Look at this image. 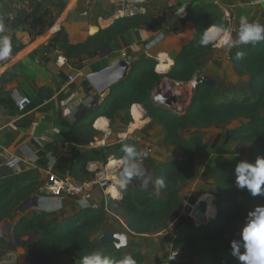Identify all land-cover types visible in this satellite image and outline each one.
Wrapping results in <instances>:
<instances>
[{
    "label": "trees",
    "instance_id": "16d2710c",
    "mask_svg": "<svg viewBox=\"0 0 264 264\" xmlns=\"http://www.w3.org/2000/svg\"><path fill=\"white\" fill-rule=\"evenodd\" d=\"M63 5L62 2L56 4L52 0H28V8L20 11L19 23L28 32L30 38L34 39L52 27ZM190 16L194 18L192 38L181 44L174 41L166 45V34L164 40L148 51L149 56L142 55L133 60L125 78L109 89L96 108L85 113V118L89 120L87 127H90L91 123L100 116L112 122L117 111L123 112L121 122L126 125L131 121L130 107L133 104H140L145 109L147 117L162 127L164 145L175 146L181 150V157L178 160L163 164H156L151 157H142L152 169L153 182L157 178L164 180V187L161 189L165 193L163 198L152 196L143 186V180L134 178L123 190L120 199H109L110 203L116 204L121 209L127 228L136 233L151 232L165 226L178 208L176 188L193 179L197 174L194 163L196 144L179 133L182 127L190 125L198 129L218 128L237 121L238 125L231 128L227 139L247 146L250 163H254L257 157H264V118L260 115L264 106V41L243 48H233L229 52V60L249 74L248 86L245 89L217 94L208 84L197 81L190 103L181 115L151 102L152 90L161 78L168 77L182 83H188L194 78L198 66L193 62L192 57L211 49V44H201L202 36L209 26L221 25L225 29L228 27V21L213 4L194 7ZM163 27L162 21L157 18L145 13H136L115 19L108 27L100 29L85 42L76 45L70 44L66 34L61 30L50 45H58L67 53L84 51L91 57L107 47L111 40L121 33L136 28H147L157 32ZM91 45L95 48L94 51L89 50ZM159 51L166 52L173 61L170 69L163 73L155 70L157 62L153 56ZM237 51L244 53L240 60L235 58ZM0 101L3 102V98ZM77 124L81 128L76 129L79 136L91 137L92 132L88 133L81 123ZM74 129L72 130L75 131ZM125 144L134 145L139 151L136 142L128 138L112 146L113 148L111 146L86 150L73 148L69 172L74 178L82 179L76 170L82 171L81 168L89 160L105 164L107 156L111 154L117 159H123L125 153L122 148ZM235 166L236 164L233 163H221L212 168L216 200L209 201L210 223L206 226L193 227L190 231L175 237L172 249L179 250L180 254L177 260L169 264H187L190 258H195L199 264H240L231 254V247L225 244V235L234 231L240 232L246 223L248 212L258 205H264V196L253 197L246 189L237 187ZM38 186V182L30 181L28 184L19 182L10 188H5L0 199V219L11 215L20 203L36 193ZM105 208L106 205L102 202L99 208L84 209L59 224H53L40 213L23 215L13 225L11 236L19 239L24 235L32 234L36 239L31 238L32 241H25L22 246L33 243L42 255L50 258L69 256L76 264H81L82 258L92 253H100L102 256L119 260L122 259V254L118 250L91 249L90 237L104 221ZM3 238L0 237V256L5 253V249H1H11L10 242L5 246ZM131 256L136 260V264H142L139 254Z\"/></svg>",
    "mask_w": 264,
    "mask_h": 264
},
{
    "label": "crops",
    "instance_id": "0c3cea01",
    "mask_svg": "<svg viewBox=\"0 0 264 264\" xmlns=\"http://www.w3.org/2000/svg\"><path fill=\"white\" fill-rule=\"evenodd\" d=\"M117 1L109 0L108 2L114 6ZM129 1L130 4L125 6L130 11L145 13L160 21L163 19L160 14L150 8V6L154 7L151 4L149 5L152 0H145L144 3L137 4V6L140 5L138 7L139 11H134V6H132L134 1ZM98 2L99 0H64V9L59 13L52 27L44 34L31 39L28 32L19 23L20 11L28 8V0L0 1V24L3 25V31L0 32V36H8L11 41L10 54L7 58L0 59V100L3 98V102L0 101V199L5 192V188H10L14 184L19 182L28 184L30 181L39 183L36 193L18 206V210L21 211L18 213L28 211V215L18 214L17 219L11 223V229L23 215L29 216L34 213H40L53 224H59L84 209H97L102 202L108 207L110 198L120 199L122 197L124 189H121L119 185L116 186L119 193L116 197L109 193V187L113 183V180L110 179V186L105 191L101 190L100 192L97 187H94L92 195L88 199V207H81L77 203L81 199L80 197L52 198L43 189L44 184H46L47 172L50 171L57 176L68 175L73 177L69 172L73 148L80 150L103 149L115 146L128 138L136 142L139 151L146 153L145 156L151 157L156 164L176 161L181 157V150L175 146H166L165 149L159 147V145L164 147V131L161 126L147 117L145 109L140 104H133L130 107L131 121L126 125L121 122L123 112L117 111L112 122L106 117H98L106 119L104 126L101 123H96L98 118L91 123L90 127L86 126L89 125V120L85 118V113L90 109L96 108L102 98L108 93L107 90L102 95H98L93 89L89 90L90 83L86 78L87 75L107 67L117 58L130 56L134 60L132 56L136 54H149L148 51L151 48L156 46L161 40H164V35H162L163 32L161 31L152 32L147 28H136L115 36L107 47L100 52L97 51L91 57L84 51L67 53L65 52L66 50H63L64 53L58 45H50L51 41L61 30L66 34L70 44L83 43L88 37L96 34L100 29L108 27L115 19L120 17L119 15H114L116 11L103 15L100 8L101 4ZM171 2L174 5L179 2L178 8L174 11L178 10L179 18H185L188 24L191 22L189 20L191 17L190 12L194 7L197 6L198 8L206 4H213L223 14V18L228 21L226 30L230 32L233 38L237 35L241 17H247L249 22H258L264 25V0L252 2L245 0H170L166 4L171 6ZM98 6L101 14L96 12ZM169 14L166 12L165 16L169 17ZM126 15H130V13L123 14V16ZM173 20L175 19L173 18ZM172 22L174 23V21ZM165 29L169 30V25H166ZM204 35L205 32L202 38ZM192 37L193 35L186 39ZM175 42L181 43L180 41ZM165 43L166 45L170 44L167 41ZM245 46L247 45L239 48ZM232 49L223 46L220 43V38H217L215 46L213 45L211 49L192 57L193 62L198 66L195 76L200 72L204 79L207 78V83L205 84L211 86L217 94H227L244 88L243 84L237 85L235 83V85L229 87L218 82L220 80L218 76L221 75V72L217 70L230 63L238 75V69L240 74L243 73L242 76L248 75L239 65L229 60V52ZM89 50L94 51L95 48L91 45ZM161 53L169 56L166 52H157L153 57H156L158 62L159 54ZM60 58H63L62 62ZM170 67L165 71L169 70ZM155 70L159 71L156 67ZM211 73L216 74V76L211 77ZM223 73L224 78H226V72ZM69 77H72L73 81L70 82L68 80ZM171 84L170 81L168 83L158 81L154 86L156 87L155 91L163 96L173 97L175 100L170 106L173 105L176 111L171 112L181 115L186 111L187 104L181 103V90L179 91L178 88H174ZM187 88L188 86L185 89ZM220 89L221 91H218ZM13 90H16L20 95L27 96L31 101L23 111H19L15 106L14 98L11 95ZM154 92L152 91V94ZM152 94L150 100L156 104ZM96 95L98 100L91 107L90 104ZM134 105L142 108L139 119L133 117L132 109ZM136 121L140 123L139 126L134 131L129 132V127ZM78 122L86 127L88 133L92 132L91 137L79 136L78 132H76V129H81L77 124ZM184 127L194 128L190 125ZM182 128L179 129L181 135ZM91 139H93V142H86V140ZM13 158H17V160L14 165H11L10 161ZM111 158H114V155L107 156L106 163ZM105 164L100 161L89 160L81 168L82 171L76 170L78 175L82 176V179L78 180L95 182L97 176L99 178H107L106 175L110 177L107 167H104ZM118 164V167L121 166ZM209 171L210 178H212L211 170ZM101 173H103L102 176ZM211 184L212 189L206 195L214 201L216 200V190L213 178L211 179ZM147 189H150V185ZM153 192L154 183L150 190V193ZM35 196L36 200L33 201ZM42 196L59 200L61 206L52 212L41 210L40 197ZM154 196L157 198L164 197L161 193L159 196ZM27 201L31 202L25 204ZM205 201H209V199ZM23 205H25L24 208H22ZM113 220H115L114 217L108 212L100 228L95 232V234H98L97 238L93 239L94 235L90 237L91 249L119 250L122 258L126 255L139 254L142 264H156L155 262L151 263L149 258L144 255V251L146 249L149 251L150 247L147 248L145 244L143 247L140 246L136 237L130 235L131 232L129 230L124 229L122 224L114 223ZM1 221L0 219V228L2 227ZM6 224L9 225V223ZM29 236L32 237L33 235L30 234ZM120 236L125 237L126 244L117 247L120 243ZM144 248L145 250L143 251ZM155 257L160 256L156 254ZM3 258H0V264H19L20 262L19 257L13 256V258L8 260ZM165 262L166 259L163 263ZM187 264H199V262L195 258H190Z\"/></svg>",
    "mask_w": 264,
    "mask_h": 264
},
{
    "label": "rangeland",
    "instance_id": "374dc122",
    "mask_svg": "<svg viewBox=\"0 0 264 264\" xmlns=\"http://www.w3.org/2000/svg\"><path fill=\"white\" fill-rule=\"evenodd\" d=\"M52 1H55L56 4H59L61 2L64 4V0H52ZM108 1L109 0H99V2H98L101 4L100 8H101V12L103 13V15H105L108 12L112 13L113 11H116V13L114 15H117V16L119 15L120 17H122L123 15H120L122 12H123L122 14H126L127 12L130 11V9H128L127 6H125L126 4H130L129 0H126L124 2H123V0H118L114 6H113V4H110ZM128 1H129V3H128ZM133 1H134V3L132 6L136 7L137 4H139V3L142 4V3H144L145 0H133ZM168 1H170V0H158V1L152 0V1H150L149 5L150 4L153 5L154 7L150 6L152 11L157 12L158 14H160L161 18H163L161 21H162L164 27L160 31L163 32L162 35H164V37L167 34V37H166L167 43H172V41H180L181 43L186 42V40H187L186 38L193 35V33H194L193 32L194 31L193 30L194 29V24H193L194 18L190 17L189 20H191V22L188 24L186 22L185 18H183V19L179 18V15L177 14L178 10L174 11L176 8H178L179 2L176 5H174L171 2L172 3L171 6H168L166 4ZM137 7H140V5H138ZM63 9H64V5L62 7V10ZM96 12L99 13V6H98V9H96ZM166 12L170 13L169 17L165 16ZM99 14H101V13H99ZM56 18H57V16L55 17V20H56ZM173 18L175 20H173ZM172 21H174V23ZM166 25H169V27H170L169 30L165 29ZM215 43H216V39L212 40V42L209 43V44H211V48L213 45L215 46ZM63 50L64 49H62V52L65 51V50L64 51ZM142 55L149 56V54H136L132 57L135 60L137 57H140ZM168 58H170V57L168 56ZM153 59L156 62H158L156 57H154ZM156 65H155V67H156ZM217 71L221 72L220 73L221 75L218 74L219 75L218 77L220 79V80H218V82L224 86L227 85L230 87L232 85H235V83L237 85L243 84V86H244L243 89H245L248 86L249 74L246 76H242L243 73L240 74V72H239L240 70L238 69L237 70L239 73V75H238L235 72L233 66H231V63L228 65H224L222 68H220ZM223 72H226V78H224ZM234 73L236 74L237 77L235 76ZM210 76L213 77V76H216V74L211 73ZM237 78H238V81L236 82ZM206 80H207V78L204 79L203 75L199 72V74L197 76H195L190 82H193V81L197 82L198 81V82H202V83H207ZM160 81L161 82H167V83L170 81L172 83L171 85H173L174 88H178L179 91L181 90V95H180L181 103L184 105L187 104V107H188V103L190 101L192 92L194 90V89H192V87H190V84H191L190 82H188V83L177 82V81H173V80L169 79L168 77H163ZM187 86H188V88L185 89ZM222 88H224V87H222ZM218 91H221V89ZM159 106L161 108L167 109L170 112L176 111L175 108L173 107V105L172 106H164V105L161 106V105H159ZM132 110H134V109H132ZM260 115L264 118V106L262 107V109L260 111ZM135 123H137V121ZM134 124H132L129 127V132L134 131V129L132 131H130V128ZM237 125H238L237 121H232L227 126L218 127V128L217 127H210V128H205V129H198V128L192 129L190 127L189 128L188 127L182 128V131H181L182 136L183 137L186 136L187 139H190L191 141H193L196 144V155H195L194 163H195V166L197 168V174L195 177H193V179L187 181L185 184L176 188V192H177L178 199H179L178 208H177L174 216L171 217V219L167 222V224L165 226H163L162 228L151 231V232L136 233V232L131 231L127 228L126 219L123 216L121 209L116 204L110 203V205L108 207L106 206L107 207V208H105L106 214L109 212L114 217V219H115V220H113L114 223L116 222V223L122 224L124 229L129 230L131 232V233L129 232L130 235L136 237L137 242L140 246L143 247V245L145 244L147 246V248L150 247L149 251L147 249H146V251H144L145 248L143 249V251H144V255H146L149 258L151 263L155 262L156 264H162L164 262V260L166 259L167 255L170 254L172 251H174L171 248V244H172V241H174L175 237H177L180 234H183V233L190 231L194 227L192 225L191 221L186 216L187 209L185 207L184 202L193 201V200H200V198L204 199V201L209 199V201L211 202V197H208L206 195V194H209V192L212 189V184H211L212 178H210V171L209 170H211V172H212V168L215 165L221 164V163L237 164L241 160H245V161L249 162L248 161V154H247V146L240 144L237 141L227 139L228 132L231 130L232 127H236ZM159 147L161 149H165L166 145H164V147L159 145ZM144 157H146V156H144ZM142 159L139 161V163L141 164V166H144L143 168L146 167V170L147 169L149 170V174H150V178H151L150 184H149L150 189L148 190L150 193V190L152 189V185L154 183L152 180V169L148 166V163H146ZM116 160H122V159H116ZM165 163H167V162H165ZM107 164L108 163H106L104 165V167H106ZM118 165H121V166L118 167L116 165L112 169L107 170V172L110 175V177L106 175L108 180H110V179L114 180L113 179L114 175H115V178H117L119 176V173L122 170V163L118 164ZM116 167H118V168H116ZM112 173H114V174H112ZM111 174H112V177H111ZM102 175H103V173H101V176ZM99 191L101 192L100 189H99ZM160 193L162 194V196H165V193L162 190H160ZM111 194H113L115 196L118 195V193H116V194L111 193ZM150 194L152 196H154L153 193H150ZM18 212H21V211H19L18 207H17V209L13 210L11 215L9 214L6 217H4L3 219H1L2 220L1 221L2 227L0 228V237H4L2 239V241L5 243V246L7 245V242H10V245H11V249H9V250L6 248L1 249V250L5 249L4 250L5 253L1 256V257H4L3 259L8 260L10 258H13V256L16 258L19 257V260H20L19 264H76L75 260H73L69 256H57V257L50 258L46 255L37 254L36 253L37 246L33 243H29L26 246H22L23 242L32 241V240H30L31 238L33 240H35L36 236H34V235L31 238H29L30 236H28V235L22 236L21 237V239H22L21 243L18 242L17 240H15L14 238H11V230H12L11 229V223H13L14 220L17 219V217L19 216L18 214H27L28 215V211H24L22 213H18ZM6 223H9V225H7ZM93 235H94L93 239L97 238V236H98V234H95V233L92 234L91 236H93ZM224 240H225V244L227 246H230L231 241L240 240V232L234 231V232L228 233L227 235H225ZM4 243H3V245H4ZM6 250H8V251H6ZM101 250H103V249H101ZM241 252H243L242 248H241ZM156 254L159 255L160 257H155ZM154 257L158 260H156ZM33 260L35 263L33 262ZM47 261H48V263H47ZM141 262H142V259H141Z\"/></svg>",
    "mask_w": 264,
    "mask_h": 264
},
{
    "label": "clouds",
    "instance_id": "9594fccd",
    "mask_svg": "<svg viewBox=\"0 0 264 264\" xmlns=\"http://www.w3.org/2000/svg\"><path fill=\"white\" fill-rule=\"evenodd\" d=\"M3 25L0 24V32ZM220 38V43L228 49L239 48L244 45H255L264 41V25L258 22H249L247 17H241L237 35L233 38L228 30L221 25L209 26L205 30V35L201 44L207 45L212 40ZM11 52V41L8 36H0V59L7 58ZM244 56L242 51L236 52V59L240 60ZM125 153L121 163L122 170L119 173L116 183L121 189L135 179H143L147 185L150 178H146L145 169L139 161L146 153H141L134 145L125 144L122 148ZM17 158L10 161L11 165L16 163ZM235 183L238 188L246 189L253 197L264 196V157H257L254 163L241 160L234 169ZM164 187V180L157 178L154 182V192L160 195V190ZM214 202V201H213ZM81 207H88L87 198H81L77 202ZM61 206L59 200L50 197H40L41 210L52 212ZM119 245L124 246L126 239L119 237ZM231 254L237 258L240 264H264V205H258L254 210L249 211L246 223L240 230V240L230 242ZM241 248L243 252H241ZM81 264H136V260L131 255H126L122 259H114L109 256H102L100 253H92L82 258Z\"/></svg>",
    "mask_w": 264,
    "mask_h": 264
},
{
    "label": "built area",
    "instance_id": "2783aa9c",
    "mask_svg": "<svg viewBox=\"0 0 264 264\" xmlns=\"http://www.w3.org/2000/svg\"><path fill=\"white\" fill-rule=\"evenodd\" d=\"M136 8V9H135ZM134 11H139L138 7L133 8ZM141 10V9H140ZM128 13L136 14L135 12L129 11ZM59 60V59H58ZM61 62L63 58H60ZM68 80L73 81L72 77ZM15 101V106L19 111H23L29 104L30 99L27 96L20 95L16 90L11 93ZM97 96V95H96ZM95 97V96H94ZM154 99V96H153ZM110 186V180L105 177L97 179L95 182L87 180H78L71 176H57L50 171L47 172L46 184L43 189L52 197L56 199H63L66 197H80L87 198L91 197L94 187L105 191ZM187 209L186 216L191 221L194 227L206 226L210 223L211 215L209 213L210 206L209 201L193 200L184 202ZM180 252L178 250L172 251L166 258L165 264H169L178 259Z\"/></svg>",
    "mask_w": 264,
    "mask_h": 264
},
{
    "label": "water",
    "instance_id": "95a60500",
    "mask_svg": "<svg viewBox=\"0 0 264 264\" xmlns=\"http://www.w3.org/2000/svg\"><path fill=\"white\" fill-rule=\"evenodd\" d=\"M132 58L130 56H126V57H120L115 59L110 65H108L105 68L100 69L99 71L93 72L91 74L87 75V80L90 83V89H93L96 94L98 95H102L105 91H109V89H111V87L113 85H115L116 83H118L119 81H121L123 78H125V76L127 75L128 71H129V67L130 64L132 63ZM159 72H165L164 70L159 71ZM196 81L192 82V87L194 89L195 85H196ZM156 87H154V89L152 90L153 92L155 91ZM152 96H154V100L156 102V104H160V105H164V106H170L172 104V102L175 100L173 97H169V96H163L158 92H154V94H152ZM97 102V96L94 97V99L92 100L90 106L92 107L93 105H95V103ZM155 104V103H154ZM86 142H93V139L91 140H86ZM146 170V167L144 168ZM146 174V178H150L149 175V170L147 169L145 171ZM145 188L149 187V183L147 185H144ZM36 200V196L33 197V201ZM31 201H27L25 204L29 203ZM25 205L22 206V208H24ZM11 238H13L11 236ZM31 238V237H29ZM15 239V238H14ZM18 242H22L21 238H17L15 239ZM119 251V250H118ZM37 254H41L39 251H36Z\"/></svg>",
    "mask_w": 264,
    "mask_h": 264
},
{
    "label": "bare ground",
    "instance_id": "6f19581e",
    "mask_svg": "<svg viewBox=\"0 0 264 264\" xmlns=\"http://www.w3.org/2000/svg\"><path fill=\"white\" fill-rule=\"evenodd\" d=\"M123 13V12H122ZM120 14V15H123V14ZM172 64V60L170 58H168V56L165 54V53H161L159 54V62L157 63L156 65V69L159 70V71H162V70H166L170 67V65ZM192 85V83H191ZM190 85V87H192ZM163 89V88H162ZM193 89V87H192ZM166 90V89H165ZM191 90V89H190ZM133 116L135 119H138L140 116H141V113H142V108L140 106H134L133 107ZM96 123L98 124H102V126L105 125L106 123V119L101 117V118H98V120L96 121ZM139 122L137 121V123H135L131 128H130V131H132L133 129L137 128L139 126ZM121 161L120 160H116L114 158H111L109 161H108V164H107V170L108 169H112L113 167H115L118 163H120ZM104 169V168H103ZM113 183L111 184V186L109 187V192L110 193H118V190H117V183H116V180L117 178H115V175L113 176ZM119 194V193H118ZM115 196V195H114ZM116 197V196H115Z\"/></svg>",
    "mask_w": 264,
    "mask_h": 264
}]
</instances>
